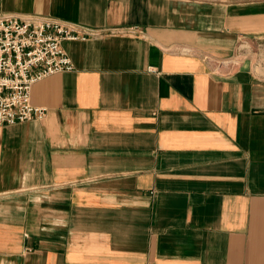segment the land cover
Wrapping results in <instances>:
<instances>
[{"label": "crops", "instance_id": "1", "mask_svg": "<svg viewBox=\"0 0 264 264\" xmlns=\"http://www.w3.org/2000/svg\"><path fill=\"white\" fill-rule=\"evenodd\" d=\"M105 33L0 126V264H264V0H0ZM137 30V34L130 33ZM208 56V60L205 59Z\"/></svg>", "mask_w": 264, "mask_h": 264}, {"label": "built area", "instance_id": "2", "mask_svg": "<svg viewBox=\"0 0 264 264\" xmlns=\"http://www.w3.org/2000/svg\"><path fill=\"white\" fill-rule=\"evenodd\" d=\"M102 35L106 34L47 16L0 15V126L42 119L46 108L31 103V87L50 75L73 70L62 42ZM255 45L241 38L236 55L253 56L264 64V47Z\"/></svg>", "mask_w": 264, "mask_h": 264}, {"label": "rangeland", "instance_id": "3", "mask_svg": "<svg viewBox=\"0 0 264 264\" xmlns=\"http://www.w3.org/2000/svg\"><path fill=\"white\" fill-rule=\"evenodd\" d=\"M263 52H264V50H263Z\"/></svg>", "mask_w": 264, "mask_h": 264}]
</instances>
